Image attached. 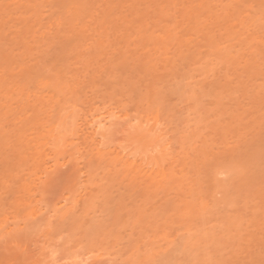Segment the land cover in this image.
I'll use <instances>...</instances> for the list:
<instances>
[{"label":"rangeland","instance_id":"rangeland-1","mask_svg":"<svg viewBox=\"0 0 264 264\" xmlns=\"http://www.w3.org/2000/svg\"><path fill=\"white\" fill-rule=\"evenodd\" d=\"M64 1L0 0V264H261L264 0Z\"/></svg>","mask_w":264,"mask_h":264},{"label":"bare ground","instance_id":"bare-ground-1","mask_svg":"<svg viewBox=\"0 0 264 264\" xmlns=\"http://www.w3.org/2000/svg\"><path fill=\"white\" fill-rule=\"evenodd\" d=\"M71 2H74L73 0H68L66 3H65V1H64V3L65 4H68V3H71ZM80 2V1H79ZM77 4H78V0H77V2H76ZM87 3V2H86ZM137 3V2H136ZM53 4H54V2H53ZM80 4V3H79ZM78 4V5H79ZM78 5H76V6H73V7H70V8H67V10H68V15H69V17L70 16H72V20L73 19H76L77 17H76V11H77V8H79L78 7ZM81 5V4H80ZM79 5V6H80ZM36 6V5H35ZM82 6V5H81ZM27 9H26V11H28L29 9H28V6L26 7ZM29 8L31 9V10H33L32 9V5H29ZM165 9V8H164ZM164 9H162L161 8V10L163 11ZM160 10V11H161ZM67 12V11H66ZM66 12L64 13V15L66 14ZM105 16V15H104ZM65 19H67V17H65ZM136 21H138V22H141V19L140 18H137V19H135ZM100 22H103V18L101 19V21ZM164 35V34H163ZM151 36H152V34H151ZM156 39H154V41H155ZM157 40H159V39H157ZM161 40V39H160ZM167 42V40H164V42ZM158 42H160V41H158ZM156 43V42H155ZM100 44H102L101 42H100ZM97 48V47H96ZM94 50V49H93ZM26 51V50H25ZM8 57L7 56H5V55H3V57H2V59H7ZM8 60H9V58H8ZM7 60V61H8ZM22 69V68H21ZM51 83L52 84H54L53 83V81L52 82H50V81H46L45 79H43V78H41V80H40V86L41 87H48V86H50L51 85ZM2 86H3V88H6V83H4V82H2ZM39 86V85H38ZM31 95H32V93H30ZM30 94H28L27 96H26V98H31V95ZM106 116V115H105ZM120 116V115H119ZM118 116V117H119ZM113 117H115L114 116V114H110L109 113V115H107V117L106 118H103V119H97V120H94V122H93V124H92V126H94V125H96L97 126V129H96V131L97 132H102L103 134L108 130L107 129V127L108 126H106V124H108V123H110V122H112V118ZM108 118V119H107ZM116 118V117H115ZM137 126H132V130H133V132H134V135L132 134V136H131V138H133V139H138L140 136H141V134H144L143 132H146V131H144L145 129H146V127H144V126H141L140 124H136ZM133 127H135V128H133ZM73 129V128H72ZM77 129H78V127H77ZM16 131H17V135L16 136H18V137H20L21 138V136H22V134H23V132H24V128L21 126V127H18V129H16ZM77 132V131H76ZM124 132H125V130H124ZM126 132H128V134H129V129L126 131ZM126 132L124 133V134H126ZM102 134V135H103ZM129 135H131V134H129ZM146 135V134H145ZM148 136V134L145 136V138ZM17 137V138H18ZM127 137H129V136H127ZM19 138V139H20ZM147 138H149V137H147ZM145 139V143L146 144H149V141H150V139ZM4 139V138H3ZM140 139V138H139ZM157 139V138H156ZM0 142H2L1 144H3V140H2V138H0ZM157 140H159V139H157ZM32 141V140H31ZM31 141H27V143L25 142V146H28V145H30V143H31ZM4 145V144H3ZM2 145V146H3ZM159 143L158 142H156V146H155V150L157 149V147H159ZM30 149H33V147H30ZM13 150V149H12ZM14 151H16V149L14 150ZM34 154V153H33ZM61 154H64V152L62 153V152H60V155ZM21 155V151L20 152H18V155L17 156H19V158H20V160H22V161H20V163H23L24 161H25V158L26 157H21L20 156ZM63 164V163H62ZM43 173H44V175L42 176V177H39V178H37V180H38V187H43L45 184H46V179L48 178V177H50V172L49 171H47L46 169H44L43 170ZM166 176H168L167 174H165L164 173V175H163V177L164 178H166ZM165 256V255H164Z\"/></svg>","mask_w":264,"mask_h":264},{"label":"snow or ice","instance_id":"snow-or-ice-1","mask_svg":"<svg viewBox=\"0 0 264 264\" xmlns=\"http://www.w3.org/2000/svg\"><path fill=\"white\" fill-rule=\"evenodd\" d=\"M261 264H264V261H261Z\"/></svg>","mask_w":264,"mask_h":264}]
</instances>
